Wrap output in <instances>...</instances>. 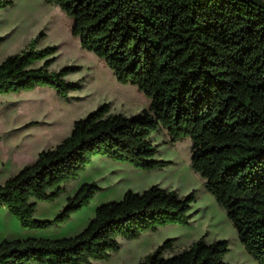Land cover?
Wrapping results in <instances>:
<instances>
[{"label":"trees","instance_id":"1","mask_svg":"<svg viewBox=\"0 0 264 264\" xmlns=\"http://www.w3.org/2000/svg\"><path fill=\"white\" fill-rule=\"evenodd\" d=\"M16 0H0V9ZM74 22L72 35L123 85L136 86L148 109L127 117L104 104L74 123L71 134L0 185L7 208L24 229L64 224L88 207L101 188L83 185L53 220L35 218L36 202L56 201L66 185L102 156L155 172L172 165L156 159L152 135L171 143L190 139L191 169L226 212L246 251L264 264V0H45ZM42 34L0 65V96L49 87L62 100L82 89L66 79L80 67L52 72L58 47L37 49ZM3 39L0 40V43ZM38 63L41 66L36 67ZM195 194L181 197L159 186L101 205L78 236L0 244V264H92L170 225H188ZM170 239L139 264H228L227 241L205 236L174 253ZM167 252L172 253L165 257Z\"/></svg>","mask_w":264,"mask_h":264},{"label":"rangeland","instance_id":"2","mask_svg":"<svg viewBox=\"0 0 264 264\" xmlns=\"http://www.w3.org/2000/svg\"><path fill=\"white\" fill-rule=\"evenodd\" d=\"M74 22L58 7L45 0H16L14 5L0 9V65L9 56L20 54L39 35L37 49L58 47L52 72L66 67L80 71L66 77L82 82V89L62 100L49 87L19 94L0 96V185L33 165L43 151L54 149L66 139L74 123L95 112L104 104L113 114L133 117L148 109L150 100L136 86L119 83L107 65L95 54L81 48L72 35ZM38 63L36 67L41 66ZM158 146L156 159L171 162L162 171L147 172L129 164L99 156L86 172L66 185L65 191L52 202H36L35 218L53 220L63 211L70 197L85 184H97L101 191L91 204L74 214L70 221L46 230L24 229L7 208L0 210V244L4 241L28 239L61 240L81 234L96 217L103 204L121 201L128 191L142 193L153 186L177 191L181 197L195 194L188 225H170L156 232L144 233L139 239H119L120 251L108 261L92 264H139L146 256L170 239H175L174 253L190 247L205 236L212 244L227 241L228 264H258L246 251L226 212L206 190L205 180L191 167L193 145L190 139L172 144L166 130L152 135ZM172 253L167 252L165 257Z\"/></svg>","mask_w":264,"mask_h":264}]
</instances>
